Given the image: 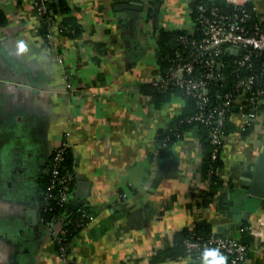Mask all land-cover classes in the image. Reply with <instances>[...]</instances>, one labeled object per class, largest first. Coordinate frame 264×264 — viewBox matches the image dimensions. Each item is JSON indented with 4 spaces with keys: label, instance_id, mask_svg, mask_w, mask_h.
<instances>
[{
    "label": "crops",
    "instance_id": "crops-1",
    "mask_svg": "<svg viewBox=\"0 0 264 264\" xmlns=\"http://www.w3.org/2000/svg\"><path fill=\"white\" fill-rule=\"evenodd\" d=\"M197 1L64 0L59 29L43 33L34 0H0V264H205L201 252L155 259L199 221L248 244L244 264H264V98L252 116L230 113L216 189L197 129L160 144L188 109L182 94L151 88L169 68L163 32L192 31ZM250 4L264 18V0ZM64 140L69 206L46 223L45 179ZM81 208L92 217L65 260L54 233Z\"/></svg>",
    "mask_w": 264,
    "mask_h": 264
},
{
    "label": "built area",
    "instance_id": "built-area-1",
    "mask_svg": "<svg viewBox=\"0 0 264 264\" xmlns=\"http://www.w3.org/2000/svg\"><path fill=\"white\" fill-rule=\"evenodd\" d=\"M50 2L51 0H34L38 12L46 17L50 27L59 29L60 26L55 23L52 15H47ZM235 6L238 12L227 13L219 6L199 3L192 31L180 35L179 45L170 58L169 68L158 74L152 83L158 89L179 87L186 95L195 99L198 113L190 120L214 123L210 130L214 158L218 157L226 139L222 130L225 108L230 102H236L235 106L241 110L250 108L257 112L264 98V84L261 83L262 80L264 83V18L256 13L250 0L236 3ZM226 55L230 59L225 60ZM256 63L260 65V72L257 74L252 72ZM228 64L235 68V82L230 90L223 83V69ZM246 70L251 72L241 73ZM215 83L221 84L222 88L219 93L223 98L220 107H210L208 93ZM67 148L68 143L62 141L48 167L49 191L44 194L46 201L53 198L64 204L70 200L74 174L72 170L63 168ZM41 220L51 223L45 221L42 214ZM54 236L58 242H62L60 232L56 231ZM185 247L186 256H191L194 252L218 250L231 256L234 264L245 263L249 252L247 244L222 233L187 239ZM68 253L66 246L61 248V255L65 260H68ZM213 259L215 257L212 256L211 261Z\"/></svg>",
    "mask_w": 264,
    "mask_h": 264
},
{
    "label": "trees",
    "instance_id": "trees-1",
    "mask_svg": "<svg viewBox=\"0 0 264 264\" xmlns=\"http://www.w3.org/2000/svg\"><path fill=\"white\" fill-rule=\"evenodd\" d=\"M205 3L207 5H217L219 6L222 10H224L227 13H236L238 12V8L234 5H231L227 3L225 0H218V1H211V0H198L196 4L194 5V13L193 16L195 17L196 9L199 3ZM51 6L49 8V12L47 15H52V17L55 19L56 17V12L58 11V8L56 5H59L63 7L64 0H51ZM250 6V5H249ZM57 8V9H56ZM53 11V13H51ZM46 17L43 15V33L46 31H49L50 24L46 21ZM64 27V26H63ZM65 28V27H64ZM187 33V30H180L176 32H171V33H164L163 32V39L161 40V49L164 54V61H162V69H166L170 65V58L172 57L173 53L175 50L178 48L179 45V37L181 34ZM174 37V39H173ZM230 56L226 55L224 56L225 60L230 59ZM255 62V61H254ZM234 70L235 68L233 67L232 64H228L224 69H223V83L226 84L230 90L232 85L235 82V77H234ZM165 72V71H164ZM251 72V71H249ZM246 71L241 72L242 74L249 73ZM254 73H259L260 72V65L256 63L255 68L253 69ZM263 83V80L261 82ZM152 85V84H151ZM153 93H161V92H168V93H180L188 101V109L175 121V123L171 126L170 129H168L164 134L160 137V144H162L163 148L167 149L170 148L171 145H173L174 141L178 138V136L184 131V130H189V129H197L202 138L205 140V145H206V154L203 159V172L204 176L207 177L210 181L211 184L213 185V189L218 188L220 185L223 183V179L221 178L219 174V169L221 167V159L220 156L214 158L213 157V148L214 146L211 143L210 139V130L214 126V123L209 122H202L199 120L192 119L197 113H198V108L196 106V101L193 97L188 96L185 94L184 90L179 88V87H174V86H169L168 88L165 89H158L155 86H151ZM217 90L219 92H217ZM220 92H222L221 84L215 83L213 85L208 93L209 99H210V107H220L223 101L222 96H219ZM236 102H230V105H228L225 108V113H224V120H223V125H222V130L224 133H230V128H231V121H230V113L233 111ZM246 112L249 113V115H253L256 113L255 110H252L250 108L246 109ZM63 168L64 169H73V161H72V155L70 153L69 148H67L66 154H65V161L63 163ZM73 184V183H72ZM44 191L48 192L49 191V178L46 177L45 179V184H44ZM53 191V190H52ZM214 191H210L209 195H212ZM44 207L42 210V216L47 222H54L55 220H58L63 214L68 206V203H60L57 200L49 199L45 200L44 198ZM47 204V206H46ZM91 213L89 210L86 208H81L80 210H77L76 212H73L69 219L67 221H64L62 223V228L63 231L61 232V235L63 237L62 242H58L56 239V247L58 252L61 254V248L66 246L68 248L69 252V243L71 242L72 238L82 229L83 225L86 224L91 220ZM212 232V226L208 222L204 221H199L197 222L192 228H186L180 232L177 233V239H176V245L172 248L159 251L158 252V257L155 259L156 260H165L167 258H176L177 256H186V247H185V240L187 239H192V238H197L198 236H209ZM246 236V233H244ZM246 240L244 242L250 243L252 241V238L250 236H246ZM248 245V244H247ZM61 247V248H60ZM203 255L204 253L201 252ZM224 254V253H222ZM205 255V254H204ZM227 257V264H234L233 258L229 255L224 254ZM210 261L212 259V256L207 257ZM239 264H244V263H239Z\"/></svg>",
    "mask_w": 264,
    "mask_h": 264
},
{
    "label": "clouds",
    "instance_id": "clouds-1",
    "mask_svg": "<svg viewBox=\"0 0 264 264\" xmlns=\"http://www.w3.org/2000/svg\"><path fill=\"white\" fill-rule=\"evenodd\" d=\"M20 48L21 50L23 49V44L20 45ZM208 256H213L215 259L210 262L206 259L205 264H227V257L218 250H206L205 257L207 258Z\"/></svg>",
    "mask_w": 264,
    "mask_h": 264
},
{
    "label": "water",
    "instance_id": "water-1",
    "mask_svg": "<svg viewBox=\"0 0 264 264\" xmlns=\"http://www.w3.org/2000/svg\"><path fill=\"white\" fill-rule=\"evenodd\" d=\"M258 180H259L258 178H256V179L254 180V184H255V185L258 183ZM241 189H242V188H240V189L238 188L237 192H240ZM242 225H243V224H242ZM242 225H241V226H242ZM229 227H230V228H231V227H234V225H233V224H229ZM239 227H240V226H239ZM223 229H225V227H224Z\"/></svg>",
    "mask_w": 264,
    "mask_h": 264
}]
</instances>
